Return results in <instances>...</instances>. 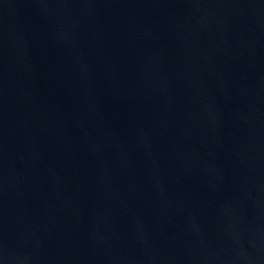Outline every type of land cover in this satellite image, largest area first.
<instances>
[{"label": "water", "instance_id": "95a60500", "mask_svg": "<svg viewBox=\"0 0 264 264\" xmlns=\"http://www.w3.org/2000/svg\"><path fill=\"white\" fill-rule=\"evenodd\" d=\"M0 264H264V0H0Z\"/></svg>", "mask_w": 264, "mask_h": 264}]
</instances>
